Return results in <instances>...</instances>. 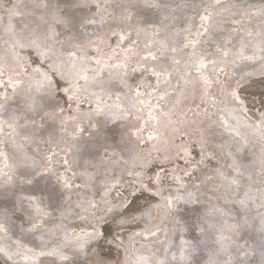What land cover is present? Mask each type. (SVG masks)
<instances>
[{
  "label": "clouds",
  "instance_id": "1",
  "mask_svg": "<svg viewBox=\"0 0 264 264\" xmlns=\"http://www.w3.org/2000/svg\"><path fill=\"white\" fill-rule=\"evenodd\" d=\"M27 4L0 2V264H264V0Z\"/></svg>",
  "mask_w": 264,
  "mask_h": 264
},
{
  "label": "rangeland",
  "instance_id": "2",
  "mask_svg": "<svg viewBox=\"0 0 264 264\" xmlns=\"http://www.w3.org/2000/svg\"><path fill=\"white\" fill-rule=\"evenodd\" d=\"M196 0H184L185 7H179L181 0H164V5L166 7H175L177 10L174 13L175 16V24L179 27H184L187 24L188 18L193 13L194 7L189 6L188 4L192 5L193 2ZM4 4L6 8H13L16 11H20L28 7L27 0H0ZM188 3V4H186ZM126 5L117 4L116 8L119 11L121 8L125 7ZM135 10L137 19L143 24H152L153 26H160L164 27L168 25L170 22V18H166V13L161 10H156L150 7H146L143 5H131ZM146 13H151L150 17H146ZM20 20L21 18L18 17ZM16 16H13V22L19 26L21 22H19ZM246 95L249 96V99L256 104L257 108H259V101L261 100L264 103V82L261 83H254L253 85L249 86L246 90ZM254 151V150H253ZM251 154V153H250ZM251 159V158H249ZM11 198L12 194L7 193L4 195H0V206H7L9 211H12L11 207ZM257 237V238H256ZM255 239H258L256 236ZM254 239V243L257 245V240Z\"/></svg>",
  "mask_w": 264,
  "mask_h": 264
},
{
  "label": "bare ground",
  "instance_id": "3",
  "mask_svg": "<svg viewBox=\"0 0 264 264\" xmlns=\"http://www.w3.org/2000/svg\"><path fill=\"white\" fill-rule=\"evenodd\" d=\"M202 3H203V0H196L195 2H193V4L192 5H190V4H188V3H186V4H188L189 6H191V7H194V8H196V7H199V6H201L202 5ZM192 12H193V10H192ZM193 14V13H192ZM191 14V15H192ZM190 15V16H191ZM151 16V13H146V17H150ZM17 19H18V17H16ZM19 20V19H18ZM19 22H21V19L19 20ZM188 22V21H187ZM20 24V23H19ZM197 26H198V21H197ZM194 34V33H193ZM254 152V151H253ZM251 158V157H250ZM251 160V159H250ZM252 161H250V163H251ZM258 236V235H257ZM257 238V237H256ZM255 240H257V245H258V248L259 247H261V241H260V237L258 236V239H255Z\"/></svg>",
  "mask_w": 264,
  "mask_h": 264
},
{
  "label": "snow or ice",
  "instance_id": "4",
  "mask_svg": "<svg viewBox=\"0 0 264 264\" xmlns=\"http://www.w3.org/2000/svg\"><path fill=\"white\" fill-rule=\"evenodd\" d=\"M202 19H207V17L205 16V17H202ZM208 81H207V79H205V83H207ZM241 203H244L243 201L241 202ZM262 229H264V224H262Z\"/></svg>",
  "mask_w": 264,
  "mask_h": 264
}]
</instances>
